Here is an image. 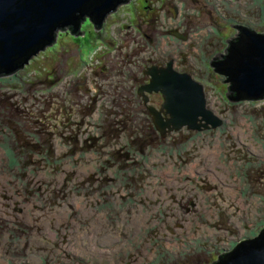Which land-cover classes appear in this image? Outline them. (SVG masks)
<instances>
[{
  "label": "rangeland",
  "instance_id": "obj_1",
  "mask_svg": "<svg viewBox=\"0 0 264 264\" xmlns=\"http://www.w3.org/2000/svg\"><path fill=\"white\" fill-rule=\"evenodd\" d=\"M144 1L120 4L102 29L87 20L81 35L58 32L55 44L30 58L34 63L0 77V264H212L264 228V99L229 100L231 84L210 65L237 35L233 26L264 30V0H167L175 15L163 7L158 34L148 37ZM164 1L148 0L157 9ZM76 54L87 63L79 76L94 92H75L82 79L72 74L46 89L36 78L37 93L25 91L27 73L38 76L33 69L61 62L63 77ZM156 61L166 64L152 66L173 62L202 83L208 108L223 123L166 138L155 131L144 156L112 158L129 149L131 135L102 144L101 120L111 110L117 114L109 119L148 136L147 105L160 109L164 100L154 93L145 105L137 91ZM50 93L55 105L45 112ZM9 96L29 108L15 119L29 131L25 137L2 120ZM77 104L98 111L90 116ZM25 141L51 144V153H21Z\"/></svg>",
  "mask_w": 264,
  "mask_h": 264
},
{
  "label": "water",
  "instance_id": "obj_2",
  "mask_svg": "<svg viewBox=\"0 0 264 264\" xmlns=\"http://www.w3.org/2000/svg\"><path fill=\"white\" fill-rule=\"evenodd\" d=\"M128 0H0V76H11L24 67L32 55L53 40L51 36L70 25L78 33L79 21L90 16L97 30L104 16ZM239 34L229 40L224 57L218 55L210 64L213 71L227 76L232 84L229 100L264 99V35L247 33L233 26ZM179 38L185 40L183 35ZM150 80L137 94L148 104L151 94L160 93V109L147 105L155 130L162 138L183 129L201 131L216 128L222 121L208 108L205 87L191 74L166 67L145 70ZM212 264H264V233L245 240Z\"/></svg>",
  "mask_w": 264,
  "mask_h": 264
},
{
  "label": "trees",
  "instance_id": "obj_3",
  "mask_svg": "<svg viewBox=\"0 0 264 264\" xmlns=\"http://www.w3.org/2000/svg\"><path fill=\"white\" fill-rule=\"evenodd\" d=\"M145 2V4H144V6H146L147 7V9H144L143 8V13H142V17H143V21L145 22V24H146V26H147V29H148V32H147V35H146V37H148V35H149V33H151L152 35H156V34H158L157 33V26H158V18L161 16V14L163 13V11H161V10H163L162 8L164 7V8H168V12H166L168 15H175V10L173 9V8H169V6H168V3H167V0H165L162 4H160V7H159V9H157V8H154V7H152L151 5H150V3L148 2V0H145L144 1ZM83 21H85V19H83V20H81L80 22L82 23ZM138 24H140V23H138ZM96 25V24H95ZM97 26V25H96ZM102 29V28H101ZM151 37V36H150ZM154 39H152V41H153ZM40 51H42L43 52V50H40ZM45 51V50H44ZM99 54V53H98ZM79 54H76L75 55V59H73V62H70L72 59H70L69 61H67V63H66V67L67 68H69V69H71V70H66L64 67H63V69L65 70H63L62 68H61V72L63 71L64 72V74H63V77L61 76V74L59 73V72H57V70H59V68L60 67H62L63 65L62 64H60L61 62H56V63H54V65L49 69V68H47V67H44V68H42V69H37V68H35V69H33L34 70V73H35V75H38V76H33V75H30V73L31 72H29V73H27L25 76H24V78H21V81H22V84H23V86L25 87V91L26 92H28L29 94H31V93H34V94H36L37 92H33V89H32V85H36L35 83H34V80L36 79V78H39V77H41L42 79H41V81H39V84L41 85V86H45V89L46 88H54L55 86H57L60 82H61V80L63 79V78H65L64 76H69V75H74V76H77L79 79L81 78L80 76H79V72H80V70L82 69V67L83 68H85L84 67V65L86 66V61H84V60H81V59H79L78 56ZM34 59V58H33ZM33 59H30L29 60V62L26 64V65H24V67L25 66H29L30 64H32V63H34L32 60ZM73 64H76V67H72L71 68V66L73 65ZM24 67H22V68H24ZM22 68H20L19 70H21ZM104 68V66L102 65V67H101V69H102V73L104 72V71H107V70H105V69H103ZM184 73H188V72H185L184 71ZM15 74V73H14ZM105 74V73H104ZM11 76H14V75H11ZM11 76H6V75H1L0 77H2V78H4V77H11ZM82 79V78H81ZM77 82V84L75 85V92H80V93H85V94H89V93H91V92H94V90H95V86L94 85H88V83L85 81V79L83 80H81V82H80V80L79 81H76ZM82 83V84H81ZM85 83V84H84ZM74 86V83H72V87ZM51 90V89H50ZM38 91V90H37ZM54 95H57L56 93H50L49 94V102H45V104L44 105H47V107L45 108L44 106L42 107V108H44L45 109V112H48V111H50V110H52L53 109V106L55 105L54 103H52L51 102V97L53 96V97H56V96H54ZM96 95L97 96H99L98 94H97V92H95V95L94 96H92L91 98V100L92 101H96ZM129 95L131 96V100L133 99V95L134 96H136L135 95V92H134V90H133V92H129ZM11 103H10V102ZM114 101H117V100H114ZM23 102H29V98L27 99V98H25V97H23ZM118 102V101H117ZM133 102H135L134 100H133ZM142 102H143V100H142ZM5 106L3 107V108H5L3 111L5 112L4 113V115L2 116V120H4L5 122H10V123H12V124H16L17 125V121L15 120L16 119V115L18 114V113H22V112H25V113H28L27 112V110L29 109V108H27V107H23L22 106V104H19L18 102H13L12 101V97L11 96H9L8 98H7V100H6V102H5V104H4ZM13 105V106H12ZM75 108L78 110V111H83V112H85V111H88L89 112V115L90 116H92L93 114H95L98 110L96 109V107H95V104H93V105H89V106H87V105H76L75 106ZM8 109H10L11 110V112H10V114H8L7 113V110ZM105 110V108H103V111ZM120 112L121 113H125V110H123V105L120 103ZM119 112V113H120ZM106 117H104L102 120H101V131H102V137H101V139L99 140L101 143H102V141H103V143L102 144H104V142L105 143H109L110 141H109V139H112V138H117L116 136H118L119 135V133H121V132H125V133H127V131H129V133H130V138H129V140H128V146H129V149H127L126 150V152H124V153H122L121 151H116V152H114V153H112L111 154V157L112 158H123V160L124 161H128V160H134V158H133V156L130 154V152H136V155H138V156H144V152H145V149H146V147L150 144V137L151 136H153V135H155L154 134V132L156 131L155 130V128H154V126H152V128H151V130L147 133L148 134V136H142V135H138V133L136 134L135 133V130L136 129H132V128H127L126 127V124H127V122H123V121H120L119 119L117 120V121H115V120H112V119H109L110 118V116H112L113 114H117L116 112H112L111 110H106ZM131 113V112H130ZM103 117V116H102ZM25 119H27L26 117H25ZM30 122V124H35V120L33 121V122H31V121H29ZM9 123V124H10ZM25 124V123H24ZM23 124V125H24ZM7 126H9V127H11L10 125H7ZM86 126H89V123H87L86 124ZM24 127V126H23ZM114 128H115V131H114V133H113V136H112V134H110V133H112V131L114 130ZM13 129V128H12ZM14 131H15V133H17L18 135H22V137H25L24 135H25V132H29L28 130H24V131H21V128L19 127V125H17V126H14V129H13ZM157 132V131H156ZM158 133V132H157ZM159 134V133H158ZM160 135V134H159ZM161 137V136H160ZM76 138L77 137H75L74 138V143L76 144L75 146L76 147H78L77 145L79 144L78 142H79V140H76ZM92 139V138H91ZM90 139V140H91ZM23 140V139H22ZM86 141V140H85ZM25 142H27V143H23L22 145H21V147H22V149H25V150H22V149H20L19 148V146H18V149L20 150V152L21 153H24V154H26L27 155V153H29V152H31V151H33V153H36V154H39V155H41V154H43V153H45L46 152V150H45V148L47 149H49V150H47V151H49V153H51V150H52V145L50 144V145H48V147H47V143L45 144V145H43L42 143L39 145V144H32V142H30V141H25ZM38 142V141H37ZM87 142V141H86ZM81 144V143H80ZM82 147H83V144H82ZM31 148H33V149H31ZM134 148H136V149H134ZM84 149V148H83ZM82 150V149H81ZM14 151V150H13ZM15 153H16V151H14ZM17 154V153H16ZM15 154V155H16ZM23 154V155H24ZM46 154H48V153H46ZM121 154H123V155H121ZM23 155H21V158L23 157ZM121 155V156H120ZM16 157V156H15ZM20 157V156H19ZM18 156L16 157L17 159L19 158ZM31 157V156H30ZM120 160V159H119ZM122 160V161H123ZM19 163H20V161H19ZM27 164H28V166H29V163H26L25 164V169H27L28 168V166H27ZM264 227V226H263ZM262 233H264V228L261 230V231H259L257 234L255 233V237H257L258 235H261ZM254 237V238H255ZM253 238V239H254ZM238 244V243H237ZM236 244H234L232 247H236L235 246ZM230 253V252H229ZM228 254V253H227Z\"/></svg>",
  "mask_w": 264,
  "mask_h": 264
},
{
  "label": "flooded vegetation",
  "instance_id": "obj_4",
  "mask_svg": "<svg viewBox=\"0 0 264 264\" xmlns=\"http://www.w3.org/2000/svg\"><path fill=\"white\" fill-rule=\"evenodd\" d=\"M119 6V5H118ZM117 6V7H118ZM146 9V8H145ZM115 11H116V9H115ZM114 11V12H115ZM113 13V12H112ZM111 13V14H112ZM110 13H108L107 15H105L104 16V19L106 18V16H108ZM85 19V21H83L82 23L79 21V24H78V33L79 34H82V32H80L79 31V28L81 27V25L84 23V22H86L87 20L88 21H90L96 28L98 27V26H96L95 24H94V22L92 21V19H91V17L90 16H88V17H86V18H84ZM239 26H241V27H244L245 28V30H246V32L247 33H250V34H257V35H264V30H261V31H258V30H254V29H252L251 27H249L248 25H246V24H242V25H239ZM69 30V32H71L72 33V30H71V27H70V25H68L67 27H65V28H62V29H59L56 33H54L52 36H51V38L53 39V42L51 43V44H47L46 46H45V48L43 49V50H46L47 48H49V47H51L53 44H55L56 42V39H57V37H58V32H61V31H68ZM175 34V33H174ZM237 34H239V32L237 33ZM229 48V47H228ZM72 50L71 51H75L76 52V47H72L71 48ZM38 52V51H37ZM33 56V55H32ZM31 56V57H32ZM222 57H224V55H221ZM30 57V58H31ZM30 58H29V60H30ZM155 63H157V61L156 62H154V63H152L151 65H149L148 66V68L149 67H151L152 65H154ZM162 64H166V63H164V62H162L161 61V63L159 62L158 64H155V65H162ZM103 69H105V70H107L105 67L103 68ZM108 71V70H107ZM185 72H187V71H185ZM189 74H191V73H189ZM226 78H227V76H226ZM149 80H150V78H148L147 79V82L145 83V84H147L148 82H149ZM225 82H226V80H225ZM144 84V85H145ZM232 85V84H231ZM231 85H229L228 87H227V90H229L228 91V93H230V89H231ZM151 99V98H150ZM259 100H261V99H259ZM142 101V100H141ZM258 101V100H257ZM143 104H144V102H143Z\"/></svg>",
  "mask_w": 264,
  "mask_h": 264
},
{
  "label": "bare ground",
  "instance_id": "obj_5",
  "mask_svg": "<svg viewBox=\"0 0 264 264\" xmlns=\"http://www.w3.org/2000/svg\"><path fill=\"white\" fill-rule=\"evenodd\" d=\"M52 39V38H51ZM53 40V39H52ZM152 67H154V66H152ZM157 67H165V66H157ZM14 74V73H13ZM142 100H143V98H142ZM255 100V99H254ZM144 102V101H143ZM251 240H253V239H251Z\"/></svg>",
  "mask_w": 264,
  "mask_h": 264
}]
</instances>
